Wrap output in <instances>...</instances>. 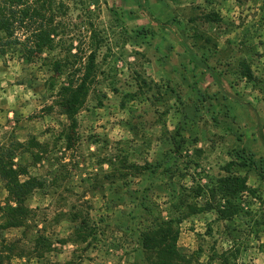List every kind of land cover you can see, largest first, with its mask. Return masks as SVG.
<instances>
[{"label":"rangeland","instance_id":"rangeland-1","mask_svg":"<svg viewBox=\"0 0 264 264\" xmlns=\"http://www.w3.org/2000/svg\"><path fill=\"white\" fill-rule=\"evenodd\" d=\"M52 5L49 48L0 53V262L152 264L140 233L166 222L178 264H264V0Z\"/></svg>","mask_w":264,"mask_h":264},{"label":"trees","instance_id":"trees-1","mask_svg":"<svg viewBox=\"0 0 264 264\" xmlns=\"http://www.w3.org/2000/svg\"><path fill=\"white\" fill-rule=\"evenodd\" d=\"M53 0H0V53L5 52L8 46L20 45L22 52L30 60L36 54H40L43 49L49 48L56 34L54 29ZM25 29L29 32L24 41H19L14 34L16 30ZM27 59V58H26ZM94 68L92 57L89 58L84 68V74L76 81L68 82V85L62 86L60 93L62 100L60 103L61 114L68 120L73 121L74 116L80 111L85 102L88 93L89 74ZM240 159V160H239ZM238 157V161H243ZM244 166L254 167L253 159H245ZM232 189L226 187L228 192L243 191L246 186L244 177H233ZM37 182L31 180L22 183L15 182L10 191L16 196V207L10 208V216L21 217L26 209L21 207L23 201L22 195H27L28 189L36 188ZM39 183V182H38ZM9 184V183H8ZM228 186V185H227ZM14 217V220H16ZM13 218V217H12ZM20 227V223L13 222L5 227ZM172 227L168 223L160 222L156 229L150 231H141L142 245L145 250H151L155 254V261L152 264H178L179 253L175 243L170 239ZM172 238V237H171ZM0 264H2L0 262Z\"/></svg>","mask_w":264,"mask_h":264}]
</instances>
